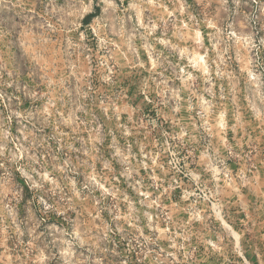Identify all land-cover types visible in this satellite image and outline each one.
<instances>
[{
	"label": "rangeland",
	"instance_id": "1",
	"mask_svg": "<svg viewBox=\"0 0 264 264\" xmlns=\"http://www.w3.org/2000/svg\"><path fill=\"white\" fill-rule=\"evenodd\" d=\"M0 264H264V0H0Z\"/></svg>",
	"mask_w": 264,
	"mask_h": 264
}]
</instances>
